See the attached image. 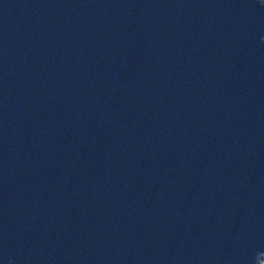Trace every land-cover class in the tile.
Segmentation results:
<instances>
[{"label":"water","instance_id":"95a60500","mask_svg":"<svg viewBox=\"0 0 264 264\" xmlns=\"http://www.w3.org/2000/svg\"><path fill=\"white\" fill-rule=\"evenodd\" d=\"M260 261L258 0H0V264Z\"/></svg>","mask_w":264,"mask_h":264},{"label":"snow or ice","instance_id":"6c2138e0","mask_svg":"<svg viewBox=\"0 0 264 264\" xmlns=\"http://www.w3.org/2000/svg\"><path fill=\"white\" fill-rule=\"evenodd\" d=\"M258 3L261 7H264V0H258Z\"/></svg>","mask_w":264,"mask_h":264},{"label":"rangeland","instance_id":"374dc122","mask_svg":"<svg viewBox=\"0 0 264 264\" xmlns=\"http://www.w3.org/2000/svg\"><path fill=\"white\" fill-rule=\"evenodd\" d=\"M262 261L259 262V264H261Z\"/></svg>","mask_w":264,"mask_h":264}]
</instances>
